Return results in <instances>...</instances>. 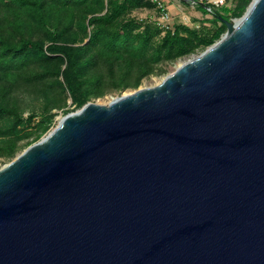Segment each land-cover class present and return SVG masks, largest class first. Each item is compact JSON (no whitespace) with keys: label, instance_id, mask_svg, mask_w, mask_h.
<instances>
[{"label":"water","instance_id":"95a60500","mask_svg":"<svg viewBox=\"0 0 264 264\" xmlns=\"http://www.w3.org/2000/svg\"><path fill=\"white\" fill-rule=\"evenodd\" d=\"M224 23L0 168V264H264V0Z\"/></svg>","mask_w":264,"mask_h":264},{"label":"trees","instance_id":"16d2710c","mask_svg":"<svg viewBox=\"0 0 264 264\" xmlns=\"http://www.w3.org/2000/svg\"><path fill=\"white\" fill-rule=\"evenodd\" d=\"M251 2L166 30L130 17L154 10L146 0H0V159L40 139L69 99L81 108L108 84L136 89L160 65L213 45Z\"/></svg>","mask_w":264,"mask_h":264},{"label":"rangeland","instance_id":"374dc122","mask_svg":"<svg viewBox=\"0 0 264 264\" xmlns=\"http://www.w3.org/2000/svg\"><path fill=\"white\" fill-rule=\"evenodd\" d=\"M182 10H183V15H181V22L179 23H183L186 24L188 27L190 28H197L199 26V23L201 21H203V19L205 20V18H203L202 16H200L199 19H196L194 17V9H192L191 7H189L188 5H182ZM234 7V4H232V6H228L223 8L222 11L224 10H231ZM203 14V11H201ZM245 13V12H244ZM244 15V14H243ZM242 15V16H243ZM130 17L134 18L136 20H145V19H151L152 21L157 20L158 15L154 10H148V9H142V10H135L133 12L130 13ZM206 19H210V17H206ZM236 19H233L232 21H235ZM180 21V20H178ZM178 21H176L175 23H178ZM174 22L171 18L169 25H172ZM208 48V47H207ZM207 48L205 49H198L196 53L176 61L175 63H168V64H164V65H160V69L162 72H160L159 70H157V72L146 78L143 79L141 84L136 88V89H132V88H128V89H123V90H116L114 88H112L111 84H108V86L104 89V93L103 95L96 97V98H91L86 104L88 103H101V105H108L111 101L120 98L123 95H126L128 93L134 92L138 89L141 88H145V87H151L154 86L156 84H158L162 79H164L166 76H168L169 74H171L172 72H174L177 68L178 65H180L182 62L186 61L187 59H190L192 56H198L201 53H203ZM85 104V105H86ZM84 105V106H85ZM84 106H82L81 108H76L75 105L72 104L71 100L69 99L67 101V107L62 110V111H57L56 112V116L54 118L53 123L51 124V126L49 127L48 131L43 134L40 139H38L37 141L33 142V144L38 143L39 141H41L42 139H44L49 133H51L59 124L60 121L62 120V118H64L66 115L71 114V113H75L80 111ZM28 115V113H24V116L26 117ZM26 142H22L21 145H24ZM31 144V145H33ZM29 145V146H31ZM29 146H25L23 147L21 150H19L16 155L12 158V159H0V168L3 167L4 165L10 163L14 158H16L18 155H20L24 150H26Z\"/></svg>","mask_w":264,"mask_h":264},{"label":"built area","instance_id":"2783aa9c","mask_svg":"<svg viewBox=\"0 0 264 264\" xmlns=\"http://www.w3.org/2000/svg\"><path fill=\"white\" fill-rule=\"evenodd\" d=\"M154 6V11L157 13L158 18L155 22L162 28L168 30L172 28L169 25L171 15L168 11V0H146ZM187 4L191 8L202 7L208 16H211L214 11L221 10L225 7L232 6L235 0H179ZM154 21V20H153Z\"/></svg>","mask_w":264,"mask_h":264},{"label":"crops","instance_id":"0c3cea01","mask_svg":"<svg viewBox=\"0 0 264 264\" xmlns=\"http://www.w3.org/2000/svg\"><path fill=\"white\" fill-rule=\"evenodd\" d=\"M182 5H186L187 6V4L182 3L179 0H168V11H169V13L171 15V18H172L173 22H174L172 25H174V24L186 25V24H183V23H179V22L182 21L181 20V18H182L181 15H183V10H182V7H181ZM192 9H194V11H195L194 12V17L196 19H199L200 16H202L205 19H206V17H208L207 15L202 14V12H201L202 11L201 9H203L202 7H199V8L195 7V8H192ZM178 20H180V21H178ZM176 21H178V23H175Z\"/></svg>","mask_w":264,"mask_h":264},{"label":"bare ground","instance_id":"6f19581e","mask_svg":"<svg viewBox=\"0 0 264 264\" xmlns=\"http://www.w3.org/2000/svg\"><path fill=\"white\" fill-rule=\"evenodd\" d=\"M178 66H179V65H178ZM178 66H177V67H178ZM98 104L101 105V103H98Z\"/></svg>","mask_w":264,"mask_h":264}]
</instances>
